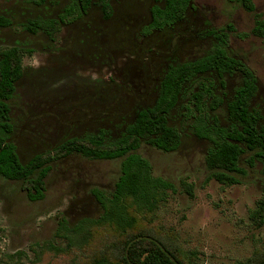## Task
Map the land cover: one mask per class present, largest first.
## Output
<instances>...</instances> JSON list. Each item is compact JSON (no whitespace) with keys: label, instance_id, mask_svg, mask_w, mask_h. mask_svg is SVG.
<instances>
[{"label":"rangeland","instance_id":"rangeland-1","mask_svg":"<svg viewBox=\"0 0 264 264\" xmlns=\"http://www.w3.org/2000/svg\"><path fill=\"white\" fill-rule=\"evenodd\" d=\"M264 17V0H252ZM68 0H0V16L12 25L0 28V52L10 47L26 51L23 78L11 102L14 134L11 142L23 163L51 154L72 138L108 132L122 137L140 110L155 105L160 83L170 66L193 62L213 48L208 33L231 24L229 51L258 78L252 109L264 126V38L250 35L254 17L227 0H193L184 21L151 35L157 0H112L113 17L104 18L93 4L83 20L61 25L54 36L32 34L31 20H56ZM215 93L224 105L217 116L229 125L227 104L242 85L240 74H216ZM193 90H197L194 86ZM182 99L170 125L182 133L180 148L162 152L142 141L138 153L148 159L154 176L176 191L154 213L138 216L135 232H147L171 245L193 264H241L264 249V230L251 219L264 197V165L242 162L238 184L210 180L206 155L211 142L195 136L184 119ZM120 160H91L79 154L51 162L44 199H28L22 182L0 176V264H86L105 253L120 238L111 227L94 222L103 215L95 191L112 196L121 176Z\"/></svg>","mask_w":264,"mask_h":264},{"label":"trees","instance_id":"trees-1","mask_svg":"<svg viewBox=\"0 0 264 264\" xmlns=\"http://www.w3.org/2000/svg\"><path fill=\"white\" fill-rule=\"evenodd\" d=\"M70 3L56 20H31L26 28L32 34L41 31L50 36L60 32L61 25L72 24L83 18L93 4L102 8L105 19L113 15L111 0H68ZM163 2L152 10V22L144 34L151 35L175 26L185 20L193 0H157ZM236 3L254 17L255 26L250 35L264 38V17L257 11L252 0H227ZM12 25L11 20L0 16V28ZM231 24L226 28L211 30L217 42L202 58L170 66L159 87V96L154 106L138 112L122 137L115 141L108 139V132L101 130L83 138H72L60 144L51 154L35 156L29 163H23L15 143L11 142L14 125L11 119V102L14 100L17 84L23 78V61L26 51L21 47H10L0 52V176L9 181L22 182L28 199L32 202L44 199L46 179L51 171L49 165L64 157L79 154L91 160H120L121 176L116 190L110 197L95 191L102 205L103 215L94 222L98 226L111 227L120 238L102 255L86 264H193L181 257L167 242L147 232H135L138 216L154 213L166 202L169 192L175 186L169 181L154 176L152 164L138 153L142 141L154 148L171 153L182 143V133L170 125V116L178 103L185 99L182 107L184 119L192 122L190 128L195 136L211 142L206 155L209 179L225 185L238 184L237 175L242 173L245 160L250 167L256 163L264 165V126L262 114L252 109V100L258 92V78L242 60L233 57L229 51L230 33H235ZM216 74L225 88V76L240 74L243 78L227 104L229 125L220 124L212 116L224 105V100L215 93L217 87L213 78ZM196 86L197 90H193ZM264 188V186H263ZM258 229L264 230V197L251 214ZM241 264H264V249Z\"/></svg>","mask_w":264,"mask_h":264},{"label":"flooded vegetation","instance_id":"flooded-vegetation-1","mask_svg":"<svg viewBox=\"0 0 264 264\" xmlns=\"http://www.w3.org/2000/svg\"><path fill=\"white\" fill-rule=\"evenodd\" d=\"M110 3H111V6H112V0H111V2H110ZM87 14H88V13H87ZM87 14H86V15H87ZM86 15H85L84 17H86ZM84 17H83V18H81V19H79V20H77V21L83 20V19H84ZM112 17H113V15H112ZM112 17H111L110 19H112ZM110 19H108V20H107V19H105V20H106V21H109ZM63 25H69V24H63Z\"/></svg>","mask_w":264,"mask_h":264}]
</instances>
